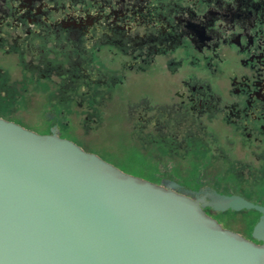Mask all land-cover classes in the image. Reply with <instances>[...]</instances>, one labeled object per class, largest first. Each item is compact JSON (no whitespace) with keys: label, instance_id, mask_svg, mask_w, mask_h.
Listing matches in <instances>:
<instances>
[{"label":"flooded vegetation","instance_id":"obj_1","mask_svg":"<svg viewBox=\"0 0 264 264\" xmlns=\"http://www.w3.org/2000/svg\"><path fill=\"white\" fill-rule=\"evenodd\" d=\"M28 87L86 119L126 99L125 133L159 160L148 180L252 203L204 210L264 243V0H0V99ZM58 113L47 133L63 137Z\"/></svg>","mask_w":264,"mask_h":264},{"label":"water","instance_id":"obj_2","mask_svg":"<svg viewBox=\"0 0 264 264\" xmlns=\"http://www.w3.org/2000/svg\"><path fill=\"white\" fill-rule=\"evenodd\" d=\"M179 187L0 116V264H264V243L204 210L259 207Z\"/></svg>","mask_w":264,"mask_h":264},{"label":"rangeland","instance_id":"obj_3","mask_svg":"<svg viewBox=\"0 0 264 264\" xmlns=\"http://www.w3.org/2000/svg\"><path fill=\"white\" fill-rule=\"evenodd\" d=\"M9 74L11 77H18V73L12 69ZM140 89V86L129 82L126 87H120L117 90L128 95L131 91L135 92ZM29 92L31 93H23L24 97L17 95L16 99H11V97L0 99V116L35 132L47 133L49 123L52 121L47 122L45 114L47 111L58 113L57 107L52 105L58 104L60 99H44L42 94H36L30 88ZM125 101L126 99H115L111 105L107 102L102 107L100 118L98 115L91 114L88 119H86L87 114L82 111L84 109L70 102L69 110L64 109L65 112L58 113L59 116L63 115V123L65 125L68 123L64 126L61 135L71 139L82 149L99 155L124 172L149 179L155 172L158 174L160 171L161 168L157 167L159 160L153 156L152 152L140 150V147L125 133L121 118L123 114L121 108ZM52 107H55L54 111L50 109ZM80 132L86 133L81 134ZM198 156L199 159L202 158V154ZM203 158H205L204 154ZM226 223L239 226L237 218L232 216L226 218ZM225 226L228 227V224Z\"/></svg>","mask_w":264,"mask_h":264}]
</instances>
